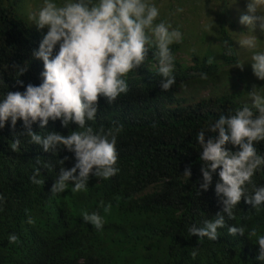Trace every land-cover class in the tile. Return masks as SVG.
<instances>
[{"label":"trees","instance_id":"trees-1","mask_svg":"<svg viewBox=\"0 0 264 264\" xmlns=\"http://www.w3.org/2000/svg\"><path fill=\"white\" fill-rule=\"evenodd\" d=\"M219 1L225 3V8H218L219 33L224 36L221 51L205 46L210 35L202 32L189 43L182 25L176 24L171 17H160L155 21H165L172 28L179 27L183 35L181 43L170 46L174 64L187 66L189 62L184 60V53L188 46L196 50V45H203L199 52L202 54L191 53L192 65L186 69L191 79H199L201 73L215 70L218 63L234 59L232 35L222 26V21L226 9V17L231 21L235 19L236 22L246 14L248 0H237L236 6L229 4V0ZM195 25L198 23L194 21L192 26ZM259 33L264 35V32ZM44 34L46 32L20 18L9 0H0V101L9 91L23 92L27 84L42 82L43 61L34 58L33 51L38 50ZM213 37L218 40V36ZM225 41L231 46V55L226 54ZM209 57H213L210 65L207 63ZM25 64L27 71L19 76L23 81L20 85L16 82L17 68L14 65ZM186 78L176 82L170 91H161L159 79L154 84L157 89L154 91L175 101ZM131 92L129 89L126 94H121L112 104H107L101 97L95 120L86 122L94 131L120 127L116 143L119 172L109 179L90 176L87 190L76 194L71 192L74 186L71 182L65 192H51L59 169L74 165V153L61 148L52 155L41 147V171L37 178L44 184H33L31 173H21L25 165L23 155L35 145L24 135L23 121L18 119L13 128L9 119L0 128V196L3 197L0 201V264H30L19 252L18 243L8 241L10 234L18 236L20 227L26 245L31 248L36 246L40 233L48 230L55 233L49 244V261L45 259L33 264H264L256 259L259 245L255 238L250 240L247 237L253 228L264 235V205L257 212L242 197L233 210L235 218L229 219L225 215L227 226L218 229L219 236L215 241L207 237L199 240L197 235H190L188 231L193 225L202 227L206 219H214L223 208L215 193L218 171L213 174L207 191L199 188L202 173L197 133L221 114L234 113L244 105L221 103L219 101L224 97H213L190 105L189 109L181 107L180 110H188L181 113L179 108L172 109L155 100L152 97L155 94L144 96L137 91L139 96L131 97ZM76 128L74 122L67 128L62 127L59 119H50L45 129H41L38 123L32 124V130L41 135L51 131L67 135L79 130ZM212 135L215 134L206 133L205 137ZM17 137L21 139L19 152L10 147ZM227 147L238 150L230 144ZM256 149L264 155V142L256 144ZM65 156L68 159L61 165L59 160ZM45 164L50 167H44ZM186 167L191 169L189 178L183 174ZM252 180L257 186H264V166L257 170ZM150 185L153 193L134 197ZM251 191V186H247V194ZM85 210L102 216V229L97 230L83 221L81 212ZM228 226H244L245 235H230Z\"/></svg>","mask_w":264,"mask_h":264},{"label":"clouds","instance_id":"clouds-1","mask_svg":"<svg viewBox=\"0 0 264 264\" xmlns=\"http://www.w3.org/2000/svg\"><path fill=\"white\" fill-rule=\"evenodd\" d=\"M158 16L159 9L148 0H66L62 5L53 0H44L39 10L30 16L38 30L47 28L38 50L33 51L34 58L43 61L42 82L39 85L27 84L23 92H7L0 101V128L9 119L13 128L18 119L23 121L24 135L30 138L29 143L35 145L25 151V165L21 173H31L30 181L33 184H44L43 180L37 178L41 171L42 148L52 155H56L61 148L74 153V165L59 169L51 192L63 193L71 182L74 185L71 192L76 194L87 190L90 176L109 179L119 172L116 143L120 127L94 131L86 123L95 120L101 97L107 104H112L130 89L131 97L139 96L137 91L144 96L155 94L152 96L155 100L164 102L172 109L179 108L181 113L188 111L180 110L181 107L189 109L190 105L213 97H224L219 101L221 103L244 105L234 113L221 114L215 122L200 130L196 137L201 149L198 159L201 162L202 182L199 188L207 191L213 174L218 171L215 193L223 208L214 219H206L202 227L193 225L188 231L190 235H197L199 240L207 237L215 241L219 236L218 229L227 226L225 215L229 219L235 218L233 210L242 197L257 212L264 205V186H257L252 180L257 170L264 166V155L256 149V144L264 142V96L259 94L264 93V82L249 83L238 92L215 94L214 86L219 85L225 70L231 67L243 70L237 44L233 43L235 52L231 62H220L215 70L201 73L199 79H191L186 69L192 65V50L188 49L187 66L174 64L170 46L181 43L183 35L178 28H172L165 21L156 23ZM239 22L252 30L258 24L261 32H264V0H248L247 13L240 16ZM238 41L241 48L254 50L257 47L255 36ZM224 43L228 47L226 54L231 55V46L228 41ZM207 63L212 64L213 57H209ZM250 63L253 74L264 80V52L253 51ZM14 67L17 68L16 82L23 85L19 76L27 71V64ZM246 75L247 72L240 74V80ZM183 77L188 79L182 82L175 101L154 91L157 90L154 84L159 79L161 91H170ZM187 82H191L196 90L189 98L180 94ZM50 119H59L65 128L74 122L79 130L67 135L56 131L41 135L32 130L33 123L45 129ZM206 133L215 135L206 139ZM229 144L238 147V150L232 151L227 147ZM20 145L21 139L17 137L10 147L19 152ZM67 159L65 156L59 163L63 165ZM44 167L50 166L45 164ZM183 174L189 178L192 175L190 167H186ZM249 185L251 194H247ZM153 192L150 185L134 197H145ZM81 217L97 230L104 226V219L96 212L85 210L81 212ZM227 229L232 236L245 235L246 232L244 226H228ZM52 236L55 233L49 230L40 233L36 246L31 248L26 245L20 227L18 236L10 234L8 241L10 244L18 243L19 252L28 263L33 264L45 259L49 261ZM247 237L250 240L255 238V243L259 245L256 259L264 261V235L253 228L248 231Z\"/></svg>","mask_w":264,"mask_h":264},{"label":"rangeland","instance_id":"rangeland-1","mask_svg":"<svg viewBox=\"0 0 264 264\" xmlns=\"http://www.w3.org/2000/svg\"><path fill=\"white\" fill-rule=\"evenodd\" d=\"M9 2L14 6L15 12L20 18H22L28 25L37 29L36 25L32 23L30 16L32 13L39 10L44 0H9ZM53 2L62 5L66 0H53ZM148 2L154 4L159 9L158 18L164 17L169 19L171 17L176 24L180 23L183 27L185 36L189 39V43H192L193 39L202 32L205 35H210V37L207 35L210 41L207 42L205 46L212 47L214 51L221 46V41H223L224 36L219 33L218 26L221 19L218 18V8L221 6L224 7V2H220L219 0H148ZM229 2V4H234L235 6L238 5L237 0H229ZM178 9L183 10L178 11ZM227 10L228 9H226L224 13L222 26L225 27L226 30L228 29V33L232 35L231 41H233L234 44H237L239 62L244 64V67L243 70L238 67H231L222 73L219 85L214 86L215 94L217 95L232 91L238 92L249 83L257 84L260 81H263L253 74L250 61L253 51L264 52V35H260L259 32L261 30L259 29L258 24L257 27L252 30L247 25L241 24L239 19H237L236 22L235 19H233V21L228 19L226 17ZM171 13L175 17H173ZM194 21L195 23L197 22L198 25L192 26ZM199 28L201 29L200 32ZM41 31L47 32V28ZM233 34L235 35V39L233 38ZM213 36H218V40ZM250 36L256 37V49L249 50L241 48L238 40ZM211 37H213V39H211ZM195 47L196 50L191 48V46H188V49L197 53L203 49V45H196ZM189 52L190 51L187 50L184 53V60L189 58ZM244 72H247V75L240 80L239 75ZM235 82H237V85ZM195 93L196 90L192 88L191 82L185 83L180 91L181 96L185 98H189ZM248 93L247 96L249 97ZM259 94L263 96L264 93Z\"/></svg>","mask_w":264,"mask_h":264}]
</instances>
